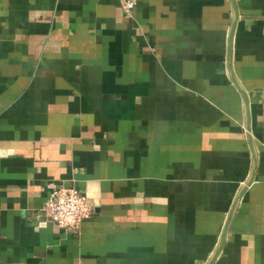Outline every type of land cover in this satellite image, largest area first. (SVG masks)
Returning a JSON list of instances; mask_svg holds the SVG:
<instances>
[{
	"label": "crops",
	"instance_id": "1",
	"mask_svg": "<svg viewBox=\"0 0 264 264\" xmlns=\"http://www.w3.org/2000/svg\"><path fill=\"white\" fill-rule=\"evenodd\" d=\"M120 1L0 0V264H264V0Z\"/></svg>",
	"mask_w": 264,
	"mask_h": 264
},
{
	"label": "built area",
	"instance_id": "2",
	"mask_svg": "<svg viewBox=\"0 0 264 264\" xmlns=\"http://www.w3.org/2000/svg\"><path fill=\"white\" fill-rule=\"evenodd\" d=\"M124 12L130 14L135 6L134 0H121ZM46 222L64 231H76L79 225L92 215V208L85 195L73 187L51 188L48 199L41 207Z\"/></svg>",
	"mask_w": 264,
	"mask_h": 264
}]
</instances>
